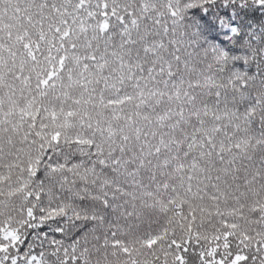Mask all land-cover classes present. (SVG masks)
Returning <instances> with one entry per match:
<instances>
[{"label": "snow or ice", "instance_id": "obj_1", "mask_svg": "<svg viewBox=\"0 0 264 264\" xmlns=\"http://www.w3.org/2000/svg\"><path fill=\"white\" fill-rule=\"evenodd\" d=\"M0 264H264V0H0Z\"/></svg>", "mask_w": 264, "mask_h": 264}]
</instances>
